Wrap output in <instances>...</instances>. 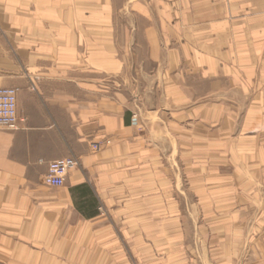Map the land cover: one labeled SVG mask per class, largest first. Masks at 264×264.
I'll return each instance as SVG.
<instances>
[{"label":"crops","instance_id":"obj_1","mask_svg":"<svg viewBox=\"0 0 264 264\" xmlns=\"http://www.w3.org/2000/svg\"><path fill=\"white\" fill-rule=\"evenodd\" d=\"M0 88V264H264V0H0Z\"/></svg>","mask_w":264,"mask_h":264},{"label":"built area","instance_id":"obj_2","mask_svg":"<svg viewBox=\"0 0 264 264\" xmlns=\"http://www.w3.org/2000/svg\"><path fill=\"white\" fill-rule=\"evenodd\" d=\"M17 89L0 88V130L17 132L23 128L25 119L18 114ZM106 142L105 145H108ZM92 150L98 152L103 144H92ZM78 166L75 159H63L48 164L47 174L43 178L46 186L58 188L64 184L66 175Z\"/></svg>","mask_w":264,"mask_h":264},{"label":"rangeland","instance_id":"obj_3","mask_svg":"<svg viewBox=\"0 0 264 264\" xmlns=\"http://www.w3.org/2000/svg\"><path fill=\"white\" fill-rule=\"evenodd\" d=\"M193 246V245H192Z\"/></svg>","mask_w":264,"mask_h":264}]
</instances>
